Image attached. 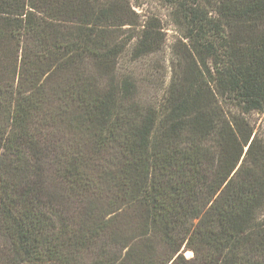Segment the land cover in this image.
Masks as SVG:
<instances>
[{
	"label": "trees",
	"instance_id": "trees-1",
	"mask_svg": "<svg viewBox=\"0 0 264 264\" xmlns=\"http://www.w3.org/2000/svg\"><path fill=\"white\" fill-rule=\"evenodd\" d=\"M156 1L0 0V264H264V0Z\"/></svg>",
	"mask_w": 264,
	"mask_h": 264
},
{
	"label": "rangeland",
	"instance_id": "rangeland-1",
	"mask_svg": "<svg viewBox=\"0 0 264 264\" xmlns=\"http://www.w3.org/2000/svg\"><path fill=\"white\" fill-rule=\"evenodd\" d=\"M132 9L138 15L139 24L143 25L148 18H155L157 24L160 25L162 46L159 51L139 60H132L129 54H125L118 60V70L121 72H131L136 77L149 80V83L154 86L144 93L149 99L157 95H161V90L167 86L171 75V70L176 66L177 49L182 47L179 45L181 40L175 26L171 23L169 9L162 3L156 0H128ZM140 26L134 27L136 32ZM146 87V85H145ZM251 127L259 137L264 139V115L252 113L248 116ZM190 252H186V257H191Z\"/></svg>",
	"mask_w": 264,
	"mask_h": 264
},
{
	"label": "water",
	"instance_id": "water-1",
	"mask_svg": "<svg viewBox=\"0 0 264 264\" xmlns=\"http://www.w3.org/2000/svg\"><path fill=\"white\" fill-rule=\"evenodd\" d=\"M246 151V150H245Z\"/></svg>",
	"mask_w": 264,
	"mask_h": 264
}]
</instances>
